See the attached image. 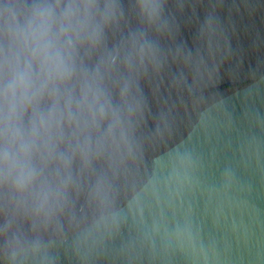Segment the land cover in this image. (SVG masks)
Masks as SVG:
<instances>
[{"label":"clouds","instance_id":"9594fccd","mask_svg":"<svg viewBox=\"0 0 264 264\" xmlns=\"http://www.w3.org/2000/svg\"><path fill=\"white\" fill-rule=\"evenodd\" d=\"M241 4L251 15L264 0ZM222 6L0 0V264H171L176 257L218 264L215 246L176 210L191 188L193 156L166 154L142 174L146 147L169 125L162 110L154 135L145 134L141 83L158 76L169 55L192 66L190 92L214 74L215 62L209 71L199 56L165 43L178 20L203 8L209 58L226 55ZM262 143L252 136L246 148L258 159ZM221 180L227 187L235 174L225 170Z\"/></svg>","mask_w":264,"mask_h":264},{"label":"water","instance_id":"95a60500","mask_svg":"<svg viewBox=\"0 0 264 264\" xmlns=\"http://www.w3.org/2000/svg\"><path fill=\"white\" fill-rule=\"evenodd\" d=\"M223 0L219 27L227 41L226 55L209 58V40L202 37L204 9L178 20L173 40L165 43L173 52L182 48L199 56L216 72L193 84L191 65L168 56L158 76L142 81L147 109L143 131L154 135L162 110L168 132L146 147L142 174H151L153 161L176 151L190 153L195 161L191 188L180 199L179 212L186 213L200 240L214 245L218 264H264V143L259 158L247 150V140L264 141V5L251 15L241 0ZM215 53L217 36L211 38ZM221 53L224 39H220ZM183 77L177 87L174 80ZM260 122L259 124L257 122ZM225 170L235 174L225 187ZM61 264H65L61 259ZM171 264H184L176 257Z\"/></svg>","mask_w":264,"mask_h":264}]
</instances>
